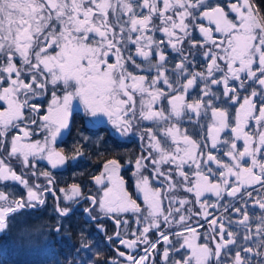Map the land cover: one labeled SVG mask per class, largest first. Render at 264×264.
<instances>
[{"label": "snow or ice", "instance_id": "snow-or-ice-1", "mask_svg": "<svg viewBox=\"0 0 264 264\" xmlns=\"http://www.w3.org/2000/svg\"><path fill=\"white\" fill-rule=\"evenodd\" d=\"M192 49L203 50V71L190 70ZM145 64L155 75L137 74ZM48 96L45 108L41 98ZM74 102L87 116L106 117L121 136L140 129L146 143L133 176L143 206L125 186L118 158L106 159L91 176L98 195H85L78 183L57 188L56 175L37 169L38 161L52 169L71 167L70 161L78 166L84 156L80 144L71 155L55 147L70 131ZM209 112L206 134L181 126ZM226 130L230 136L222 138ZM40 133L43 139L33 140ZM0 152V234H9L10 225L22 232L51 194L56 234L87 200L82 211L108 246L130 250L115 247V257H104L99 243L93 253V245L82 242L76 251L88 254L80 264H253L249 254L264 256V212L256 217L260 250L236 248L239 233L231 225L243 226V239L250 240L248 201L264 210V8L258 0H0ZM12 159L22 165L20 174ZM23 169L35 178L31 183ZM7 182L22 186L26 196ZM180 190L194 200L179 197ZM206 194L216 202L202 199ZM226 197L236 203L221 204ZM221 207L229 215L209 211ZM231 212L241 218L233 221ZM129 213L137 225L130 232ZM193 217L208 224L205 242L198 231L204 225L190 224Z\"/></svg>", "mask_w": 264, "mask_h": 264}, {"label": "flooded vegetation", "instance_id": "flooded-vegetation-1", "mask_svg": "<svg viewBox=\"0 0 264 264\" xmlns=\"http://www.w3.org/2000/svg\"><path fill=\"white\" fill-rule=\"evenodd\" d=\"M207 24V22H204ZM194 36L202 39L199 36L198 31L193 33ZM157 39H163V34L157 32ZM185 52L189 51V46L185 44ZM193 55L189 56V59L193 61L191 66L192 71H203L206 68V61L203 58L202 52L203 50L197 51L196 49L191 50ZM168 52L171 53V49H168ZM171 55H176L175 53H171ZM171 59V57H170ZM178 59V57H177ZM139 62V58H137ZM172 67V64H169V68ZM137 74L147 75L149 77L155 75V71H147V65L143 66V70H136ZM174 78V77H173ZM163 86V85H161ZM165 90H167L166 86ZM222 91V87L220 89ZM198 89L190 90V98L195 99L197 97ZM50 100V96L41 98V102L44 104L46 108L47 102ZM219 103V102H217ZM221 107H227L226 105L220 104ZM237 105H232L228 108L230 115H234L235 108ZM43 112V109H42ZM97 119H102L104 121L103 124L95 123ZM210 123V112L208 117H202L199 120V123L196 122L195 118L191 122L185 118L181 121V126L183 128H187L190 134L200 133L201 135L206 134V127ZM145 126H152L151 122H143ZM15 131V130H14ZM43 133L38 135H33V140H42ZM222 138L229 137L230 132L227 130L225 133H222ZM87 137V140L84 138ZM102 138L104 143H96L97 138ZM10 139V137H9ZM146 140H141V131L140 129L134 128L132 133L128 135L121 136L117 133L112 126L107 122L106 117L94 118L87 116L84 113L83 107L79 105L78 102H74L73 105V120L70 126V131L65 130L62 132L61 136L57 138V142L55 147L58 150H63L66 155H71L74 152V149L77 144H80L84 150V156L78 158V166L72 164L71 167L63 168V169H52L50 165L47 164V161H38L37 169L38 170H48L51 171L57 177V188L66 187L72 183H78L81 185L82 190L85 195H98L97 192L98 186L95 185L94 181H92L91 176L99 174L100 171L103 170V163L106 159H111L113 157L118 158L122 165L121 168V176L124 178L126 182V187L129 193L137 198V202L143 206L142 197L139 196V193L135 187V179L133 176V172L135 171V159L141 155L144 151V145ZM242 143V142H239ZM5 153L0 152V156H4ZM227 160V157H222ZM131 161V163H130ZM15 167L18 174L22 171V165L16 159H12L10 161ZM168 167V166H166ZM215 167V166H213ZM25 174V178L29 179L31 183L35 178L31 177L29 169H23ZM151 172V168L148 171L144 172V175H149ZM43 182V178H40V181ZM10 185H14L17 191L22 192L26 196V190L22 188V186L15 185L14 182H7ZM154 183H156L154 181ZM2 186V184H0ZM179 197L187 196L189 199H193L192 194H188L180 190L176 193ZM57 196H61L62 194L57 191ZM256 196V193H253ZM202 199L208 200L210 203L216 202V197L211 194H206ZM231 201V203L235 204L236 201H233L232 198H225V200L221 201V204L227 203ZM167 201H165V205ZM56 205V199L51 194L47 195L46 205L35 212H33V216L30 218L29 223L25 226V232H32L34 234L32 239H29L25 235V232L22 231L23 239L29 240L30 243L35 241L39 245L43 246L47 251H45L41 256V259L38 261H46L47 264H80L81 258L86 256L88 253L81 251L77 253V249L81 247L82 242H88L93 245V253L97 250V243H99L98 250L101 252L104 257H115V247L120 248L121 251L128 252L130 250L125 249L123 246L115 244V247H109L108 242L104 236V233H100L96 230L94 222L90 221L87 214L83 213V208L89 206V202L87 200L81 201L79 205L76 207V213L72 216L71 221H66L65 229H62L59 234L54 232L55 227L60 221L57 219V214L54 211V207ZM61 206H64L62 203ZM239 206V205H238ZM193 211L199 210V205H192ZM247 210L252 217L249 221V228L251 229L252 239L245 241L243 236L246 232V229L233 223L231 225L232 230L239 233L237 238L236 248H239L241 245H246L249 247H253L254 251L260 250L256 248L255 240L259 235L256 233V227L259 223V220L256 219L264 210L255 206L253 201L249 200L247 204ZM27 211L32 212L33 210L28 209ZM214 216H220L221 214L227 216L229 213H223V208L219 209H209ZM231 219L233 221L239 220L241 217L235 212H231ZM127 219H129L130 228L128 231L130 232L132 229H135L137 225L134 223V217L132 214H126ZM212 217L210 216L209 219ZM199 221L200 224H203L204 227L199 228L198 231L201 233L202 239L201 242H205L203 240L204 233L208 229V224L200 217H193V220H190L189 223L195 226L194 221ZM107 235H112L116 230L114 222L108 220L104 224ZM24 227V228H25ZM84 229V236L80 235V229ZM167 231V229H165ZM176 230V229H173ZM17 233L16 227H11L10 225V235L15 232ZM89 233H91V237H89ZM123 235V230H122ZM131 238V237H129ZM151 238V234H150ZM143 246H141L142 248ZM160 251L162 252L163 246H159ZM139 254H143L139 249L137 250ZM183 251V250H182ZM43 256L45 257L43 259ZM60 257H65V259H61ZM67 257V258H66ZM178 258V257H176ZM249 258L253 261V264H260L261 260H264V256H251L249 254ZM93 259L95 256L93 255ZM123 259V258H118ZM25 264V263H24ZM42 264V263H40ZM159 264H163L162 259Z\"/></svg>", "mask_w": 264, "mask_h": 264}, {"label": "bare ground", "instance_id": "bare-ground-1", "mask_svg": "<svg viewBox=\"0 0 264 264\" xmlns=\"http://www.w3.org/2000/svg\"><path fill=\"white\" fill-rule=\"evenodd\" d=\"M16 231L10 234H0V264H47L46 261H38L42 258V254L47 251L43 246L32 240L23 239V234L20 226L17 225ZM26 231V227L23 228ZM25 235L32 239L34 234L32 232H25ZM258 236L255 243L261 239ZM45 257L43 256V259Z\"/></svg>", "mask_w": 264, "mask_h": 264}, {"label": "trees", "instance_id": "trees-1", "mask_svg": "<svg viewBox=\"0 0 264 264\" xmlns=\"http://www.w3.org/2000/svg\"><path fill=\"white\" fill-rule=\"evenodd\" d=\"M258 6L264 8V0H258ZM61 259H65V257H60ZM67 258V257H66ZM61 264V263H60Z\"/></svg>", "mask_w": 264, "mask_h": 264}]
</instances>
